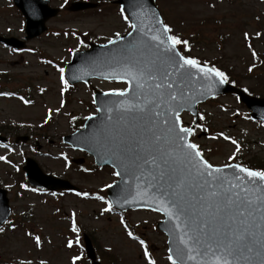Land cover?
I'll return each instance as SVG.
<instances>
[{"label": "rangeland", "instance_id": "obj_1", "mask_svg": "<svg viewBox=\"0 0 264 264\" xmlns=\"http://www.w3.org/2000/svg\"><path fill=\"white\" fill-rule=\"evenodd\" d=\"M80 1L96 6L72 13L71 5ZM116 1L56 0L52 7L61 6L62 10L48 23L46 35L28 43L29 51L10 56L0 47V92L8 94L0 97V132L12 141L17 136L32 137L29 145L6 150L0 147V156L4 157L0 160V185L9 191L13 209L9 226H15L14 230L8 226L0 232L2 264H74V257H79L81 264H91L84 258L83 233L92 240L102 264H147L139 240L145 241L154 264H170L166 237L156 228L162 217L139 210L125 216L104 211L108 205L104 193L108 185L117 181L113 171L92 169L89 159L78 162L82 155L62 142L78 123L83 124L96 112L92 104L95 89L106 92L125 88L92 81L88 86H76L67 95L68 85L65 79V83L61 82L60 67L70 61L73 52L87 49L90 39L104 43L115 33L121 35L129 29ZM155 2L173 31L193 44V57L215 66L254 96H264V0ZM21 19L13 3L0 0V33L5 34L12 25L13 35L20 36ZM245 32L250 37L247 41ZM257 32L261 33L259 37ZM27 99L24 104L22 100ZM203 111L207 131L204 130V139L196 142L204 146V155L211 163L254 164V159L264 160V126L250 120L248 110L238 99L222 96L204 104ZM184 117L190 122L189 117ZM232 140L239 144V151ZM27 157L33 158L45 173L69 180L88 195L42 194L22 187L21 170ZM260 163L264 166V161ZM73 224L78 231L72 230ZM125 228L137 240L129 238ZM35 237L41 240L39 247ZM69 240L73 241L72 247L67 246Z\"/></svg>", "mask_w": 264, "mask_h": 264}, {"label": "snow or ice", "instance_id": "obj_2", "mask_svg": "<svg viewBox=\"0 0 264 264\" xmlns=\"http://www.w3.org/2000/svg\"><path fill=\"white\" fill-rule=\"evenodd\" d=\"M133 6L140 12L129 17L121 9L120 15L131 29L127 35L137 36L117 48L106 61L119 69L114 70L112 78L119 76L128 87L105 93L124 99L113 101L103 111L97 109L101 116L107 113V117L101 119L89 139L112 158L119 169L112 174L134 181L136 197L143 199L144 206L161 213L165 223L171 225L170 235L178 241L176 258L168 257L171 264H264V171L237 164L221 168L209 163L199 146L189 139L194 129L182 126L179 116L185 101V88L179 85L191 83L194 78L197 82L218 79L223 84L228 77L215 66L184 55L191 51L189 41L177 35L157 12L148 10L152 20L148 28L143 20L137 23L145 15V6L143 0H135ZM114 35L115 39L108 40L110 45L123 40L119 33ZM260 35L256 33L257 37ZM244 39H250L247 32ZM252 56L256 57L254 51ZM61 82L65 83L63 76ZM63 92L61 89V95ZM55 111L59 113L60 108ZM224 139L230 140L226 136ZM231 143L239 151V144L235 140ZM224 168L233 170L231 178ZM131 195L122 190L117 200L128 203ZM111 209L108 204L104 211ZM72 230L78 231L75 224ZM125 230L129 238L137 240ZM138 242L147 264H154L145 241ZM35 243L40 246L39 237H35ZM72 244L69 240L67 246Z\"/></svg>", "mask_w": 264, "mask_h": 264}, {"label": "water", "instance_id": "obj_3", "mask_svg": "<svg viewBox=\"0 0 264 264\" xmlns=\"http://www.w3.org/2000/svg\"><path fill=\"white\" fill-rule=\"evenodd\" d=\"M29 1L30 0H20L19 1L20 2L19 6L21 7V9L23 10V7L27 9L26 10L27 14L24 10L23 11L25 15L29 17L28 30L31 31L32 28L33 30H35L36 27H38L39 28L38 33H42L45 30L44 23L51 15L49 14L48 16L46 14L45 6L41 4L38 0H34L35 3L33 4L29 3ZM143 3L147 10H152L159 14V12L153 6L152 0H143ZM133 5L134 3L132 2L129 4L127 8L128 11L131 14L133 12L139 13L138 8L134 7ZM40 12L42 14V18L38 19ZM145 17L148 20L143 21V25L145 28H147L145 23L152 24V20H151V16L149 15H145ZM140 20H142V16L136 22L140 23ZM135 36H137L136 33H134L133 36L125 37L122 41L118 42L117 45H111V47L107 50L98 49L96 51H93L87 54H81L76 59L75 64L71 65L69 68L77 67V66L91 67L95 65L94 67L95 71L93 73L94 76L112 80L114 70L118 72L119 69L115 68L114 65H110L106 63L107 59L117 48L126 46L129 42H131L134 39ZM95 58H96V64L87 62ZM71 73L72 72H70L69 75ZM115 79L121 80L119 76H116ZM172 79L175 80L176 78L172 77ZM179 86L182 88H185V101L183 104V108L180 110L179 115L182 113V111L186 110V111L193 113L195 117L197 118L196 106L198 103L204 102L208 98L216 96L218 94L233 93V94L238 95L240 99L244 103H246L248 108L253 111L252 116L254 118L264 121V99H258V98H253L251 96H248L240 89L232 87L225 82L223 84L219 83L218 79H215L213 82H209V81L197 82L196 79L194 78L191 83H188L187 81H185V84H181ZM122 99H124V97L113 96V95H106V96L98 95L97 101H98L99 108L103 111V109L106 106L110 105L113 101H119ZM98 117H100V119H98ZM98 117L89 120L86 124V128L83 131L78 132L76 134L77 138L79 139L77 141L76 146L78 148H82L86 150L88 153L93 155L96 159L97 164L102 165L105 163H109L115 167V165L112 163V158L110 157V155L107 152H105L101 147H99L96 143L92 142L89 139L90 137H92L93 133L96 132L97 127L101 123V119H106L107 113H105L104 116H101V113H100ZM25 170L28 173V178L30 182L36 186H39V187L43 186V187H46L52 190L66 189L70 187L68 183H63V181H60V180H57V179H54V178H51L49 176H45L44 174H42L38 165L32 160H29L28 168H26ZM116 170L119 171V169L117 168ZM232 172H233L232 169L224 168V173L229 178H231ZM121 179L122 181L114 185L109 190V193H108L109 198L111 199L113 205L124 211L129 208H134V207L150 209L144 206V201L142 198L136 197V183L128 179V177L123 176V175L121 176ZM122 190L131 192L132 194L129 197L128 203H125L122 199L117 200V197L118 195L121 194ZM9 211L10 210L8 208V199L6 198V193L0 190V225L8 218ZM159 229L162 230L168 236L169 251L171 249L170 255L173 257V259H175L176 258L175 249L178 245V241L174 240L173 236L170 235L171 225L168 223H165L164 221L159 225ZM88 249H89L90 254L92 255L93 251L90 245H88ZM92 258H94V256ZM187 264H191V262H187Z\"/></svg>", "mask_w": 264, "mask_h": 264}]
</instances>
